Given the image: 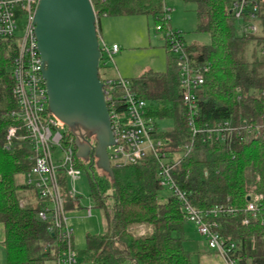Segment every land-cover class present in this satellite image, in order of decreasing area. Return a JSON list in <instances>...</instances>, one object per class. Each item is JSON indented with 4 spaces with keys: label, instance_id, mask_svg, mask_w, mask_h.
I'll return each instance as SVG.
<instances>
[{
    "label": "trees",
    "instance_id": "obj_1",
    "mask_svg": "<svg viewBox=\"0 0 264 264\" xmlns=\"http://www.w3.org/2000/svg\"><path fill=\"white\" fill-rule=\"evenodd\" d=\"M193 1L196 31L210 36L207 46L184 47L192 66L207 68L204 83L195 92L197 126L230 122L241 127L240 136L215 144L203 142V135L191 140L178 86L181 63L174 58L167 57L165 72L147 70L132 79V87L147 101V114L158 129L157 138L181 149L192 142L173 172L191 205L200 211L215 206L233 209V214L214 220L215 230L235 244L237 264H264V6L260 5L256 17L257 33L240 36L229 13L232 0ZM90 2L96 23L102 17L147 15L153 17L155 27L170 29L164 0ZM163 47L166 50L164 42ZM15 53L16 43L0 42V224L4 228L6 264H54V254L44 252L43 244L55 239L48 234L46 224L36 218L40 208L25 200L23 192L29 188L17 178L30 171L32 151L26 144L11 152L3 150V130L11 124L6 114L16 109L9 74ZM163 121L169 126L160 128L158 122ZM86 166L91 195L105 223L103 234L88 235L84 241L93 258L91 264H191L184 248L181 206L171 194L165 200L158 199L162 188L152 156L134 165H112V177L96 167L94 156ZM256 194L262 199L252 215L247 211L246 198ZM73 204L68 200L66 210L75 209ZM245 219L248 223L244 225Z\"/></svg>",
    "mask_w": 264,
    "mask_h": 264
},
{
    "label": "built area",
    "instance_id": "obj_2",
    "mask_svg": "<svg viewBox=\"0 0 264 264\" xmlns=\"http://www.w3.org/2000/svg\"><path fill=\"white\" fill-rule=\"evenodd\" d=\"M40 0H0V42L16 43V53L9 68L12 80L11 95L16 102V109L6 116L11 124L4 128L3 150L13 151L19 145H28L32 151V167L25 175L24 183L39 204L36 218L46 224L47 232L55 241L43 244L44 252L54 254V264H90L78 260L72 248L73 228L66 218V203H77L74 182L79 175L76 159L75 142L77 132L71 131L60 119L48 110V97L43 79V63L37 49L34 15ZM264 6V0H232L229 13L233 15L240 36L257 33L256 17ZM171 10L164 6V16L170 21ZM24 24L20 37L16 36L18 20ZM156 32L163 37L168 54L171 52L181 63L178 86L181 103L187 117V126L191 140L203 135V142L215 144L231 141L240 136L241 127L224 122L216 127H198L196 123L198 100L195 92L204 83L207 68L192 66L187 58L185 44L179 32L168 29L162 31L158 25ZM101 57L113 60L119 51L117 45L107 46L99 41ZM102 92L108 110L114 145L109 147L110 166L123 167L134 165L147 155L157 163L158 186L168 190L180 204L185 221L192 223L205 240L207 248L219 256L225 264H237L234 257L235 244L225 241L215 230L214 222L221 215L234 213L231 208L215 206L200 211L189 200L188 193L176 183L173 172L191 149V144L170 147L156 137L158 129L153 119L148 116V104L133 90L131 80L119 74L101 81ZM90 140V139H89ZM92 144V143H91ZM94 145V144H93ZM60 156L55 158V151ZM56 159V160H55ZM247 211L254 214L261 195L249 197ZM91 216V210L87 209ZM248 220L242 221L247 224Z\"/></svg>",
    "mask_w": 264,
    "mask_h": 264
},
{
    "label": "water",
    "instance_id": "obj_3",
    "mask_svg": "<svg viewBox=\"0 0 264 264\" xmlns=\"http://www.w3.org/2000/svg\"><path fill=\"white\" fill-rule=\"evenodd\" d=\"M34 22L48 110L78 133L77 158L93 155L96 167L112 177L107 149L114 137L99 80L101 53L90 0H40Z\"/></svg>",
    "mask_w": 264,
    "mask_h": 264
},
{
    "label": "rangeland",
    "instance_id": "obj_4",
    "mask_svg": "<svg viewBox=\"0 0 264 264\" xmlns=\"http://www.w3.org/2000/svg\"><path fill=\"white\" fill-rule=\"evenodd\" d=\"M164 3L166 4V7L171 10V31L181 33L186 46L193 44L207 46L210 44L209 34L196 31L198 19L195 13L196 5L193 0H164ZM100 21L104 29L103 33L104 38L107 41L106 45L109 44L108 41H115V45H117L120 50L118 55L113 56L112 62L107 61L106 55H104L103 60L98 66L100 81L106 78H112L113 74L117 71L123 78L128 80L141 76L144 71L150 67L155 72H165L167 51L156 44L154 46V43L152 42H154L155 39L150 35L151 32L155 31V20L153 17L147 15L127 18L102 17ZM23 24V19L18 20L16 30L17 37H20L22 33ZM173 56L175 55L171 52L167 54V57L169 58H172ZM158 123H160V128H166L169 126V123L166 121ZM54 155L57 159V157L60 156V151L56 150ZM79 161L80 160L76 159L79 175L74 182L76 191L75 196L77 198L76 206H78V208L68 210L66 212V218L68 224L73 228L74 233L80 237L82 236L83 249L76 248L78 260L91 264L93 258L89 256L86 247L84 248V241L88 235L96 236L103 234L105 232V223L102 211L96 207L91 195L92 191L89 170L86 165H80ZM17 178L19 182H26L25 176H19ZM23 193L31 196L34 194L30 189L24 190ZM168 195L169 192L165 189H160L157 194L160 201L165 200ZM25 200L30 206H35L33 202H29L28 199ZM87 209L91 210V216L87 215ZM192 225V223L184 221V247L186 251L193 253L191 264H200V254L198 255L196 247L197 243L202 241V238L199 233H196ZM74 242L75 236L72 239L73 247ZM205 264L225 263L219 256H217L216 259L212 258L211 260H207Z\"/></svg>",
    "mask_w": 264,
    "mask_h": 264
},
{
    "label": "crops",
    "instance_id": "obj_5",
    "mask_svg": "<svg viewBox=\"0 0 264 264\" xmlns=\"http://www.w3.org/2000/svg\"><path fill=\"white\" fill-rule=\"evenodd\" d=\"M136 16H142V15H136ZM136 16H121V17H113V18H127V17H136ZM104 29H103V26H102V23L101 21L99 20L98 23H97V34H98V39L100 42H104L105 44H107V41L105 40L104 38ZM150 35L152 36L153 39H155L153 45L155 46V44L161 48L164 49L163 47V37L161 34H157L154 32H151ZM108 45L107 46H112V45H115L116 42L115 41H108ZM152 46V45H151ZM120 52V50L114 55H118ZM166 67H167V54H166ZM147 70H152L154 71L151 67L149 69H146ZM145 72V71H144ZM155 72V71H154ZM120 75L122 76L118 71L116 73L113 74L112 77H115L116 75ZM34 193V192H33ZM25 199H28L29 202H33L35 204V206H39L37 200H36V197H35V194H33V196L31 195H26L25 196ZM74 205V208H77L78 206H76V204H73ZM193 229H195L196 233L197 230H196V227L194 225H192ZM200 235V234H199ZM75 236V242H74V247H73V243H72V248L73 250L76 251V248H82L83 247V242H82V236H78L76 233H74L73 237ZM200 237L202 238V236L200 235ZM73 239V238H72ZM185 242V241H184ZM185 248V247H184ZM197 253L198 255L200 254V257H199V262L200 264H205V262L207 260H211L212 258L216 259L217 258V255L209 250L202 238V241L201 242H198L197 243ZM189 256H190V260L192 259V255L193 253H190L189 251H187ZM212 257V258H211ZM6 249H5V246H4V228L3 226L0 224V264H6ZM124 264H127V263H124Z\"/></svg>",
    "mask_w": 264,
    "mask_h": 264
},
{
    "label": "flooded vegetation",
    "instance_id": "obj_6",
    "mask_svg": "<svg viewBox=\"0 0 264 264\" xmlns=\"http://www.w3.org/2000/svg\"><path fill=\"white\" fill-rule=\"evenodd\" d=\"M90 142H91L92 144H94L93 139H90ZM91 156H93V155H90L89 158H90Z\"/></svg>",
    "mask_w": 264,
    "mask_h": 264
}]
</instances>
